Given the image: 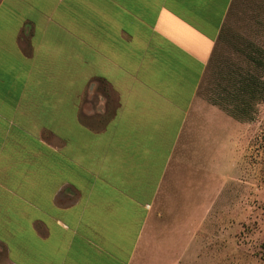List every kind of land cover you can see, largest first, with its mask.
<instances>
[{
  "label": "crops",
  "instance_id": "0c3cea01",
  "mask_svg": "<svg viewBox=\"0 0 264 264\" xmlns=\"http://www.w3.org/2000/svg\"><path fill=\"white\" fill-rule=\"evenodd\" d=\"M232 3L0 0V264H131L183 135L226 166L199 91Z\"/></svg>",
  "mask_w": 264,
  "mask_h": 264
},
{
  "label": "rangeland",
  "instance_id": "374dc122",
  "mask_svg": "<svg viewBox=\"0 0 264 264\" xmlns=\"http://www.w3.org/2000/svg\"><path fill=\"white\" fill-rule=\"evenodd\" d=\"M253 54L264 59V0H233L199 98L235 118L241 146L224 168H200L183 135L131 264H264V61Z\"/></svg>",
  "mask_w": 264,
  "mask_h": 264
},
{
  "label": "trees",
  "instance_id": "16d2710c",
  "mask_svg": "<svg viewBox=\"0 0 264 264\" xmlns=\"http://www.w3.org/2000/svg\"><path fill=\"white\" fill-rule=\"evenodd\" d=\"M250 58H251V60L253 61V62H255V63H258V64H260V63H263V61H264V59H263V57H260L259 55H255V54H253V55H250ZM245 76V75H244ZM251 77L252 76H247V77H244V80H243V83H244V85L246 86V85H249V91H252V92H259L260 91V87H258V85L257 84H255V83H253L254 81L252 80L251 81ZM253 78V77H252ZM256 82V81H255ZM256 85V87H254ZM246 106H248V103H246ZM247 108V107H246Z\"/></svg>",
  "mask_w": 264,
  "mask_h": 264
}]
</instances>
